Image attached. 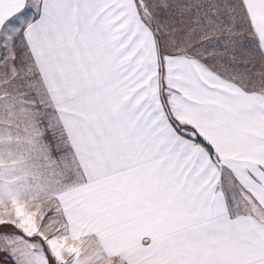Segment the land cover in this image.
Masks as SVG:
<instances>
[{
	"label": "snow or ice",
	"instance_id": "snow-or-ice-1",
	"mask_svg": "<svg viewBox=\"0 0 264 264\" xmlns=\"http://www.w3.org/2000/svg\"><path fill=\"white\" fill-rule=\"evenodd\" d=\"M0 264H264V0H0Z\"/></svg>",
	"mask_w": 264,
	"mask_h": 264
}]
</instances>
